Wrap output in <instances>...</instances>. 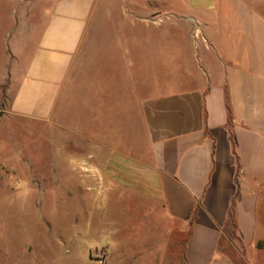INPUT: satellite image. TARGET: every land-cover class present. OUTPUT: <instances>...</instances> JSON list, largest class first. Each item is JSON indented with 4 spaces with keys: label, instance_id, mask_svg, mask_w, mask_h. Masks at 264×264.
Listing matches in <instances>:
<instances>
[{
    "label": "crops",
    "instance_id": "crops-1",
    "mask_svg": "<svg viewBox=\"0 0 264 264\" xmlns=\"http://www.w3.org/2000/svg\"><path fill=\"white\" fill-rule=\"evenodd\" d=\"M18 1L0 0V56ZM46 1L37 48L19 53L0 91V149L14 127L39 123L57 161L75 164L78 184L106 202L97 208L133 200L136 212L111 207L98 226L122 236L111 251L120 264L128 243L143 264H238L264 239V0L131 3L130 28L106 35L107 63L120 49L121 91L108 77L109 91L73 93L71 133L90 152L68 157L65 89L104 0Z\"/></svg>",
    "mask_w": 264,
    "mask_h": 264
},
{
    "label": "rangeland",
    "instance_id": "rangeland-1",
    "mask_svg": "<svg viewBox=\"0 0 264 264\" xmlns=\"http://www.w3.org/2000/svg\"><path fill=\"white\" fill-rule=\"evenodd\" d=\"M144 1L104 0L98 7L65 89V108H70L65 116L66 157L87 156L90 152L89 142L74 141L71 133L76 120L72 113V95L75 92L80 95L109 91L105 85L108 77L117 82L109 89L121 91L120 49L114 58L110 53L107 63L106 35L120 33L122 28L129 29L128 15L136 11L131 3ZM51 11L52 6L46 0L18 1L14 30L5 48L3 43L1 45L5 51L0 56V75L5 81L0 91H5L15 77L19 53L26 59L37 48L46 16ZM110 39L115 38H109V42ZM116 39L119 46V38ZM78 120L80 122L81 118ZM27 126V130L23 126L14 127L13 135L5 139L6 144L0 149V157H7L3 160L4 173L1 172L3 178L0 180V264H120L118 255L111 251L122 247V236L117 243L98 226L111 207L132 209L135 202L130 199L118 202L112 198L107 209L104 206L97 208V201L99 206L106 202L102 203L94 192L86 191L85 186L78 184L75 178L77 166L57 161V147L40 140L42 126L39 123ZM135 212H132L134 223L138 222ZM134 231L137 230H131ZM261 232L264 237V228ZM128 244L125 263L143 264L144 261L138 258L140 247L136 243ZM238 264H264V239L252 251L243 254Z\"/></svg>",
    "mask_w": 264,
    "mask_h": 264
}]
</instances>
